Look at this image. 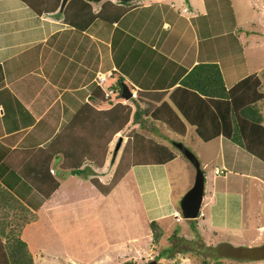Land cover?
<instances>
[{
	"label": "rangeland",
	"instance_id": "rangeland-1",
	"mask_svg": "<svg viewBox=\"0 0 264 264\" xmlns=\"http://www.w3.org/2000/svg\"><path fill=\"white\" fill-rule=\"evenodd\" d=\"M66 1L62 6V8L68 6L64 12L70 13L69 11L75 10L73 18L78 21V24L89 20V17H93V14L99 16L93 19V26L90 30H93L92 34L96 38L91 39L92 45L96 46L101 43L99 28L112 24V22L103 20L98 12L103 13V11L107 10L106 6H108V2L101 3V1L106 0ZM126 1V7H131L132 5L143 6L149 0ZM189 1L182 0L184 4H187ZM203 1L206 9L208 8L209 15L203 16L200 11L199 17L193 19L194 22L196 21L195 24H199H196V28H199L198 31H193L194 27L191 25L194 38L191 35L192 32L189 26H187L188 28L184 27L186 20L182 18L183 28L169 30L162 35V38L157 39V42H161L159 46L164 52L171 50L169 57L164 59V62L167 63V71L171 70L175 62H180L178 63V70H182L199 54L200 60H219V65L227 82L231 81L229 79L230 69L235 70L237 73L255 71L260 78L264 77V0ZM51 2L54 6H57L56 8H61L63 0H52ZM194 2L196 5L199 3L198 0H194ZM67 3L68 5H66ZM165 6L168 7L169 4ZM178 6L176 5V9L170 6L169 17L171 11H176ZM155 7H152V11H148L147 9L149 8L147 7L143 9L139 8L137 10L140 13L135 17L145 20L148 14H150L152 16L151 27H161V22L164 18L162 19L160 11L155 10ZM79 12L80 14H77ZM129 16L131 17V15ZM71 17L72 15L68 18L72 19ZM119 20H121V26H118L116 30L122 28L125 19L119 17ZM129 33L132 32L130 31ZM133 42L135 43V40L130 34H127V38L123 42V45H120V48L124 46L131 53L134 45ZM93 49L91 47V51ZM116 50L118 52L117 48ZM119 64H121V61H118V67L125 70L113 68L107 72L103 71L104 79L98 85L104 91V99L109 101L95 105L98 109L97 113L90 111V121L92 124L87 126L89 138L84 153L83 150L79 151L78 147L72 148L73 152L65 154L61 163L62 166H66L64 167L65 169L58 164L56 159L50 161L45 166L47 171L50 167L56 171L54 177H59L58 180L61 184L59 195L60 198L65 199V203L61 205L62 207L53 209L52 213L46 212V217L43 216V219L41 218L40 220L38 219L40 215L38 208H40L39 206L45 198H41L40 195H28L25 190L26 192L22 193L24 197L21 199V191L15 189L19 198L16 197L17 195H14L9 205L5 206L2 215L3 206H1L0 202V218L6 221V223L5 221L0 222V229L4 228V233H0V239L5 241L9 239L12 236L11 229L15 233L20 231L21 237H26L28 233H31L34 243H31L29 239L24 240L30 245L35 264H89L85 260L92 259L95 255L97 256L94 257L93 264H112V255L119 256L114 261L130 260L145 263L152 259L156 261L155 264H264V257H248L255 253V247H260L256 253L263 252L264 232L262 231L264 227L259 231L260 235L256 231H244L246 242L243 245L238 242L235 243L236 246H244L243 248L240 249L236 246L229 247L225 243L220 244L219 240L215 242L210 236L212 234L210 231L208 232L206 229L200 228L205 226L203 223L198 224L199 222L196 221L195 224H191V219L183 217L179 209V199L191 184L192 174L188 170L187 165L192 167V164L182 155L179 149L174 147L173 142L182 141L196 153L201 161L204 174H206L205 179L208 181V178L214 174L213 169L215 165L219 164L218 151L222 147L219 144L218 138L208 141L203 140L196 133L192 125H188L187 134L182 136L177 134L178 132L176 133V131L168 128L161 121L153 120L149 115L145 116V113H143L142 119L145 125L133 121L135 105L130 97L138 96L141 98L140 105L144 109H147L153 102L154 104L159 103L160 100L157 101V99H169V94L178 80L173 78L176 75L181 76L182 72L178 71L174 74L168 73L167 75L159 72L155 74L156 78H153V83H150L152 81L145 82L146 80H142L143 76L138 71H135L136 69L129 61L124 60L122 66H119ZM117 71L124 75V81L131 89L132 93L129 97L116 94L115 90L111 88V84L118 75ZM235 76L237 78V74ZM259 87L264 91V78L263 81L260 79ZM140 90H149V94H140ZM260 101L261 105L264 104V97ZM115 102L123 104L125 109L122 115L127 110L128 120L121 128L119 127L114 131L115 122L107 116L109 113L106 114V109L113 106ZM263 120L262 123H264ZM54 123L51 119L48 126L43 124V122H39L30 133L43 127V129H47L49 132ZM135 131L146 133L176 151L178 150L181 154L178 153L177 158L163 164H140L133 166L131 171L132 175L136 178L134 179V183H129L130 176L127 177L126 175L128 171L127 167L131 162L128 151L130 150L131 152L130 142ZM85 133L84 131L83 134ZM86 139L87 135L85 136ZM224 140V151L228 155L232 153V147H236V145L227 139ZM63 153V151H59L55 155L59 159ZM243 153L252 156L246 150H243ZM252 157L261 161L257 157ZM79 163V167L84 168L85 174L77 176L76 173H73L75 174L73 177L68 172L72 173L71 169L73 167L71 168V166ZM82 175H86L85 177L89 178V182L101 193H113L112 197L108 196L105 198L106 201H103L104 203H99L100 205L96 202L99 198L94 200V202H90L91 206L89 207L88 201H84V210H90L87 213L82 212L83 210L79 207L76 208L78 213L75 212V209H72L73 203L78 201V198L94 196L93 191L86 182H79L78 177ZM50 180H47V183L45 182L46 184L44 185H37L46 196L57 185L55 179ZM95 181H98L99 184H96ZM138 181L140 182V186ZM166 182L167 184L169 182L171 190L167 192V198L169 197V201L170 198H173L178 210L177 214L170 213L171 215L169 216L166 214L163 218H154L155 214H147V218L145 216L146 213H144L146 209L150 210L156 205L160 207L162 204L166 206V202L162 201L163 195H166L165 191L168 190ZM235 183H237L236 180L232 184ZM134 189L138 192V196L136 197L133 194ZM130 191L132 192L131 194H129ZM172 204L170 202V205ZM130 205L135 207L136 212L130 208ZM203 210H206V208H203ZM260 210L264 215V209L260 208ZM135 215L139 217L137 229L141 231L138 234L136 231H133L136 228ZM151 216L160 225L161 233L157 239H155L153 230L150 227L151 220L149 218ZM49 217L52 218L51 221ZM46 218L48 219L47 223L45 221ZM37 219L39 223L41 221L40 224L29 226L23 232L22 229L27 222ZM156 231L159 232L157 229ZM130 232L131 234L134 233L133 239L126 241V236L128 235L125 234ZM223 235L225 234L220 236ZM225 238L231 241L232 238L239 239L242 236L230 233L229 236L225 235ZM102 245L106 247L103 251V253H106L104 255L101 252ZM109 245L111 247L110 250ZM249 249H252L250 255H248ZM68 257L70 260L65 261Z\"/></svg>",
	"mask_w": 264,
	"mask_h": 264
},
{
	"label": "crops",
	"instance_id": "crops-1",
	"mask_svg": "<svg viewBox=\"0 0 264 264\" xmlns=\"http://www.w3.org/2000/svg\"><path fill=\"white\" fill-rule=\"evenodd\" d=\"M50 1L52 0H48V3ZM102 2L104 1H101V3ZM198 2V5H196L194 0H190L187 4H184L182 0H149L145 2L143 6L132 5L129 7L127 11L128 14L126 13L125 16L121 17L125 20L120 29H123L125 33L132 32L129 34L135 40V43L133 42V49H131L132 51L130 53V50L125 49L124 46L123 48H118L121 40H118L114 47L111 44L115 27L121 26V20H115L112 24L105 25V27L101 26L99 28L101 43L93 46L91 39H96L92 34L93 30H90L93 26V20L89 22L87 26H83L85 28H79L75 27L74 24H71L64 18L62 13L64 8H43V2L41 0H36L34 7L25 0H0V68L2 73L0 81V163L3 160L6 165V168L5 166H0V196L4 193V187L11 196L17 195L15 189L21 191V199L24 197L22 193L26 191L28 195L33 194L34 196L40 195L41 198L44 197L45 200L39 206L40 208H38L40 210L38 219L40 220L41 218L43 219V216L46 217V212L52 213L51 211L53 209L62 207L61 205L65 203V199L60 198L59 195V189L61 187L58 180L59 177H54L56 171L52 167H50L48 171L45 169V166L48 164H46L44 158L40 157L45 155L43 149L54 140L67 124H69L77 112H79L86 103L90 102V93L99 86L97 82L98 72H107L113 68L117 69L118 61H121L122 64L124 60H127L134 68L138 66L136 70L143 76L142 80H146L145 82L152 81L150 83H153L156 78L155 74L159 72L174 74L178 71V63L180 62H175L171 70L167 71V63L164 62V59L169 57L171 50L164 52L159 46L161 42H157V39L162 38V35L169 30L183 28L182 18L186 20L184 27L188 28L187 26H189L192 32L191 35L194 38L193 31H198L199 28H196V24L198 23L195 24L196 21L194 22L193 19L199 17L200 11L203 16L209 15L208 8L206 9L204 1L198 0ZM168 4L169 6L166 7L165 5ZM176 5H179L177 10H172L169 17L170 6L175 8ZM154 6H156L155 10L157 9L160 11L162 19L164 18L161 22V27H151L152 16L150 14H148L145 20L135 17L140 13L137 9L147 7L149 8L147 9L148 11H152V7ZM129 15H131V17ZM127 17L129 18L127 19ZM191 25L194 27L193 31ZM91 47L94 48L93 51H91ZM197 54L196 51V55ZM131 60L132 62H130ZM199 60L200 57L198 54L186 68L188 69L192 63ZM211 60L216 61L217 59ZM217 62L220 64L219 60H217ZM249 73H253V71L237 73L235 70L230 69L229 79H231V81L227 82L223 76L226 86L230 87ZM236 74L237 78L235 76ZM263 78L264 77L260 79L263 81ZM163 79L166 80L165 78ZM176 85L177 83L174 87ZM136 86L138 87V85ZM258 101L257 104L260 106V111L263 113V120L264 104H260V99ZM5 116H7V118H5ZM50 119L55 123L49 132L47 129H43V127L30 133L39 122H43V124L48 126ZM188 125H192L195 130V126L186 121L185 133H176L185 136L187 134ZM75 135H77L75 131L72 129L68 130L65 141L63 142L64 147H62L63 145L56 144L53 150H58L57 152H59L63 151L62 149L67 151L68 148H73L72 136ZM67 137H69L71 144L66 140ZM215 138H218L219 144L222 147L218 151L219 164L215 165L213 169L214 174L208 178V181L205 179L203 199L199 214L195 218H190V222L191 224H195L196 221L199 222L198 224L203 223L206 228L205 226L200 228L206 229L208 232L210 231L212 233L210 236L215 242L219 240L220 244L225 243L229 247H235L236 242L241 245L246 242L244 239V231H256L257 234L260 235L259 231L264 227V215L260 210V208L264 209V160L232 142L222 134L208 140ZM223 138L236 145V147H232V153L228 155L224 151L223 143L225 140ZM243 150L248 151L252 156L257 157L261 161L244 154ZM174 151L176 152L174 158H177L180 152L175 149ZM32 153L36 154L38 160L35 169H30V171L26 173L28 178H25L22 174L18 175L17 170L20 169L25 159ZM55 159L62 168L66 167L61 165L64 159V153L59 159L57 155L53 154L48 163ZM5 160H7V162ZM148 164L158 165L163 163ZM135 165L140 164L131 165L126 173L127 177L130 176L129 183H134V179L136 178L132 175L131 171V168ZM187 168L192 174V184L195 170L193 165L192 167L187 165ZM216 168L221 171L215 172ZM12 170L17 172L18 176L11 175L10 172H12ZM68 173L73 177L75 176L73 173ZM76 175L78 176V174ZM10 176H12L13 179H10ZM7 177H9L8 182ZM41 178L44 179L42 180ZM78 178L79 182L87 183L95 197L83 196L78 198L79 200L72 205V209H75V212L78 213L76 210L77 207L81 208V210H83L82 212H90V210H84V201H88L89 207L91 206L90 202H94V200L98 198L101 199H98L96 202L100 205V202L106 201L105 198L113 196V193H101L89 182L88 177L79 176ZM46 179H55L57 181V185L51 189L47 196L44 195L41 188L38 187L40 184H46ZM234 180H236L237 183L232 184ZM7 183L11 186L7 185ZM138 184L140 186L139 181ZM166 185L168 186V190L165 191L166 195H163L162 200L166 202V206H164V204H159L160 207L156 205L150 210H145L144 208V213H146L145 216L147 218L150 214H155L156 216L154 218H163L166 214L167 216L173 213L175 215L177 214L178 210L176 209L173 198H170V201L169 197L167 198V192L171 191L169 182L168 184L166 182ZM131 193L130 191L129 194ZM133 194L134 197L138 196V192L135 189ZM16 197L19 198V195ZM88 198H90V200H88ZM170 202L173 204L170 205ZM1 206H3L1 211L2 215L5 206L3 203H1ZM53 206L55 207L52 208ZM130 208L134 209L136 212L134 206L130 205ZM203 208H206V210H203ZM135 216L136 228L133 229V231H136L138 234V232L141 231L137 229L139 217L138 215ZM0 219V221H3V218ZM38 219L27 222L22 229L23 232L29 226L40 224L41 221L39 223ZM149 219L152 220L153 217L151 216ZM49 220L51 221L52 218L49 217ZM45 221L47 223L48 219L46 218ZM1 229L4 230V228ZM262 232H264V229ZM230 233L242 236V238H232L231 241L226 240L225 235L229 236ZM133 234H131V232L125 234L128 235L126 236V241L132 240ZM222 234L225 235L220 236ZM22 238L25 240L29 239L31 243H34L31 233H28L26 237L23 236ZM28 247L30 249L29 243ZM102 247L101 252L102 255H104L106 253H103V251L106 247H104V245H102ZM236 247L241 249L244 246ZM110 248L109 245V250ZM96 256L97 255L94 257ZM94 257L85 261H88L89 264H93ZM116 257L117 256L112 255V264L130 261H114ZM69 260L68 257L65 261Z\"/></svg>",
	"mask_w": 264,
	"mask_h": 264
},
{
	"label": "trees",
	"instance_id": "trees-1",
	"mask_svg": "<svg viewBox=\"0 0 264 264\" xmlns=\"http://www.w3.org/2000/svg\"><path fill=\"white\" fill-rule=\"evenodd\" d=\"M25 1L31 6H35L34 4L36 0ZM41 1L43 2V8H52L51 1L49 3L48 0ZM104 2H108V6H106L107 10L103 11V13L99 11L98 14L101 18H103V20L108 22L119 20V17L125 16L129 10V7H126V0H106ZM68 3L66 5H68ZM56 7L57 6L53 5V9ZM66 7L68 6H65L62 11L64 18L76 27L79 26V28H85L83 26H87V24L97 16L96 14H93V17H89V20L78 24V21L73 18L75 10L69 11L70 13L67 11L64 12ZM77 14H80V12ZM71 15L72 19H69L68 17ZM117 28L118 27H115V31L113 32L111 44L115 45L118 40H121L118 46V48H120V45H123V42H125L127 34L129 33L123 32V29L116 30ZM122 65L123 64H119V66ZM120 68L121 67H118V69ZM178 71H181L182 75H176L173 78L178 80L177 85L169 94V99H157V101L160 100L159 103L154 104L153 102L147 107V109H144L140 105L141 98L138 96L130 97L135 105L133 121L139 122L141 125H145L142 120L144 116L143 113H145V116L149 115L153 120L161 121L168 128L180 134L185 133L187 121L195 126L196 133L202 139L208 140L222 134L224 137L229 138L232 142L264 160V125L262 123V113L257 104V101L264 97V91L259 87V76L254 72L249 73L240 78L230 87H226L219 63L215 60L204 59L192 63L188 69L184 67L182 70ZM117 72L118 75L116 76L115 81L111 84V88L115 90L116 94H120L122 91V82H124V75L119 71ZM168 73L169 72H165L164 75H167ZM1 76L2 73L0 68V81ZM148 92L149 90H140V94H149ZM89 100L90 102L86 103L72 118L69 124H67L54 138V140L43 149L45 155L40 157L46 160V164H48L51 156L57 153L58 150H53V147L56 144L63 145L62 147H64L63 142L65 141V136L70 129L75 131L77 134L72 136L73 148L78 147L79 151L83 150L84 153L86 150V143L89 138L87 126L92 124L90 121L91 112L97 113L98 109L95 105H100L109 101L104 99V91L100 86H97L90 93ZM124 109L123 104L120 102H115L113 106L106 109V114L109 113L107 116L115 122L116 126L113 128L114 131L119 127L121 128L128 120L127 110L122 115ZM84 131L86 132L85 134H83ZM86 135L87 139L85 140ZM66 140H68L71 144L69 137H67ZM130 147L131 152L130 150L128 151V156L131 162L129 163L127 169L134 164L164 163L171 160L176 155V152L172 147H169L148 134L140 131H135L133 133ZM174 147L177 148L175 145ZM62 150L64 155L71 154L73 152L72 148H68L67 151L64 149ZM5 161L7 162V160ZM37 161L36 154L32 153L27 159H25L20 169L17 170L18 175L22 174L25 178H28L26 173L29 172L30 169H35ZM79 165L80 163L77 165L74 164L75 167L72 166L73 168L71 167L72 173H76L78 175L83 173L85 174L84 168H80L81 166L79 167ZM0 166H5L6 168L3 160L1 161ZM10 174L18 176L17 172L14 170H12ZM82 176L85 177L86 175ZM8 179L9 177H7V182ZM10 179H13V177L10 176ZM95 183L99 184L98 181H95ZM7 185L9 184L7 183ZM3 190L4 193L1 195L0 202L3 203L4 206H7L14 196H11L6 188L3 187ZM3 221L5 220L3 219ZM150 227L153 230L155 239H157L161 233L160 225L155 219H152L150 221ZM156 229L159 230V232L156 231ZM11 231L12 236L9 239L6 241L0 239V264H35L27 242L20 236V231H17V233H15L13 229H11ZM0 233H4V230L1 229ZM262 247L264 248V245H262ZM259 248L260 247H255V253L259 250ZM250 252H252V249H249L248 255L251 254ZM255 253L248 257H264V250L262 253ZM151 260H148L145 263L150 262Z\"/></svg>",
	"mask_w": 264,
	"mask_h": 264
},
{
	"label": "water",
	"instance_id": "water-1",
	"mask_svg": "<svg viewBox=\"0 0 264 264\" xmlns=\"http://www.w3.org/2000/svg\"><path fill=\"white\" fill-rule=\"evenodd\" d=\"M66 0H63L61 8ZM131 89L129 86L122 82L121 95L129 97L131 95ZM173 144L181 151V153L192 163L194 167V179L190 187L184 191L179 199L180 211L185 218H195L199 214L201 207L204 186H205V174L200 163L199 157L196 153L185 145L182 141H174ZM156 261L151 260L147 263H134L131 261H125L120 264H155Z\"/></svg>",
	"mask_w": 264,
	"mask_h": 264
},
{
	"label": "built area",
	"instance_id": "built-area-1",
	"mask_svg": "<svg viewBox=\"0 0 264 264\" xmlns=\"http://www.w3.org/2000/svg\"><path fill=\"white\" fill-rule=\"evenodd\" d=\"M104 73L103 72H99L97 74V79H98V84H100V81H103L104 77H103ZM221 171L220 169L216 168L215 169V172H219Z\"/></svg>",
	"mask_w": 264,
	"mask_h": 264
}]
</instances>
